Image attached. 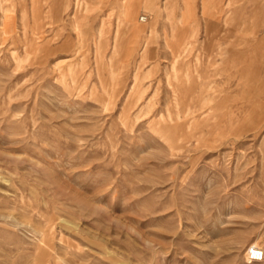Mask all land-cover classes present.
Wrapping results in <instances>:
<instances>
[{
    "label": "rangeland",
    "instance_id": "rangeland-1",
    "mask_svg": "<svg viewBox=\"0 0 264 264\" xmlns=\"http://www.w3.org/2000/svg\"><path fill=\"white\" fill-rule=\"evenodd\" d=\"M78 2L0 0V264H264V10Z\"/></svg>",
    "mask_w": 264,
    "mask_h": 264
},
{
    "label": "crops",
    "instance_id": "crops-1",
    "mask_svg": "<svg viewBox=\"0 0 264 264\" xmlns=\"http://www.w3.org/2000/svg\"><path fill=\"white\" fill-rule=\"evenodd\" d=\"M86 1L87 0H79L78 3L84 4ZM240 1L241 0H101V4H116L117 6L124 4L119 10L127 6H132L136 9V14H146L147 20L145 22L148 23L142 25L144 26V32L140 34L139 38L145 35L150 36L151 28H154L157 29L158 32L161 31L163 36L167 33V38L172 40V42L174 39L173 33L177 34L179 41L186 42L187 38L191 37L194 32L198 31L203 34L206 28H234L236 26L234 23L236 12L243 11L246 13L264 10V0H242V4H237V2ZM154 15H156L157 19L150 20ZM173 29H175L174 32Z\"/></svg>",
    "mask_w": 264,
    "mask_h": 264
},
{
    "label": "built area",
    "instance_id": "built-area-1",
    "mask_svg": "<svg viewBox=\"0 0 264 264\" xmlns=\"http://www.w3.org/2000/svg\"><path fill=\"white\" fill-rule=\"evenodd\" d=\"M140 20L145 22L147 15H141ZM248 256L251 261H262L264 259V249L253 246L249 249Z\"/></svg>",
    "mask_w": 264,
    "mask_h": 264
},
{
    "label": "bare ground",
    "instance_id": "bare-ground-1",
    "mask_svg": "<svg viewBox=\"0 0 264 264\" xmlns=\"http://www.w3.org/2000/svg\"><path fill=\"white\" fill-rule=\"evenodd\" d=\"M130 9L131 8H124L123 11L121 12L120 16H119V20H120V24H122V22L126 19H128L130 17ZM119 23V21H118ZM123 24H125L123 22ZM118 29L116 30V38H117V41H116V45H115V48H117V43L119 42L118 41V38H119V34H120V25H118Z\"/></svg>",
    "mask_w": 264,
    "mask_h": 264
}]
</instances>
